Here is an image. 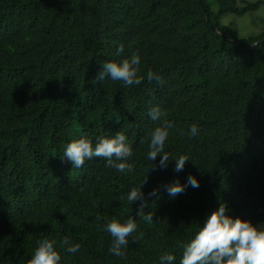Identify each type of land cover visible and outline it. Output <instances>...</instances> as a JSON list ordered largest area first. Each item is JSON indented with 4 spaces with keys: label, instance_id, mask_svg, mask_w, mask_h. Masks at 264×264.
Returning <instances> with one entry per match:
<instances>
[{
    "label": "trees",
    "instance_id": "obj_1",
    "mask_svg": "<svg viewBox=\"0 0 264 264\" xmlns=\"http://www.w3.org/2000/svg\"><path fill=\"white\" fill-rule=\"evenodd\" d=\"M214 1L216 12L209 0H0V264H25L44 236L61 264H158L164 249L177 264L181 241L221 201L230 215L264 225V30L243 36L220 23L264 0ZM132 52L139 84L98 78L101 62ZM153 105L157 121L148 117ZM162 121L172 124L170 157L189 158L179 172L171 158L167 168L145 159L147 134ZM116 131L132 147L131 172L103 157L80 168L61 158L72 138ZM190 173L198 187L164 192ZM144 176L151 220L135 218L139 200L121 199ZM129 214L136 240L115 257L103 224ZM65 236L80 242L76 253L62 250Z\"/></svg>",
    "mask_w": 264,
    "mask_h": 264
},
{
    "label": "clouds",
    "instance_id": "obj_2",
    "mask_svg": "<svg viewBox=\"0 0 264 264\" xmlns=\"http://www.w3.org/2000/svg\"><path fill=\"white\" fill-rule=\"evenodd\" d=\"M122 51L121 46L116 47V52ZM102 69L98 78L103 80L105 75L112 81L122 82L123 85H136L140 83L141 76L138 75L140 57L136 52L119 59H111L101 62ZM148 80L161 82V77L152 70L146 72ZM160 108L153 105L148 109V117L157 121L161 118ZM172 127L170 121H162L159 126L153 127L148 132L147 150L145 159L155 161V166L167 168L169 159L173 161V170L179 172L183 169L185 161L189 158L183 154L170 157L165 150V140L168 130ZM197 127L192 124L188 128L189 135H195ZM132 147L126 140L122 131H116L109 135H97L94 140L85 135L70 139L63 145L61 158L71 164V168H80L86 160L92 157H103L104 163L117 172L125 170L131 172L132 164L128 162ZM159 154V160L156 157ZM149 170V169H148ZM146 176L138 185H130L121 199L129 203L139 200L136 217L151 220L152 212L143 213L148 208V201L143 199L142 184ZM198 187L199 179L194 174H188L181 181L174 178L164 185V192L169 197H175L187 187ZM149 195L159 198L157 187H153ZM133 215L125 217H112L106 219L103 227L111 236L107 251L115 257H122L125 254L128 237L136 240L131 234L135 231L137 224ZM61 243L66 253H76L80 249L79 241H72L65 236ZM158 264H173L176 260L172 251L164 249L157 257ZM25 264H61L60 249L54 238L44 236L38 239L27 258ZM177 264H264V225L253 223L248 218L239 215L233 216L227 212L226 204L221 201L216 208L207 214L202 225L192 234L181 241L180 256Z\"/></svg>",
    "mask_w": 264,
    "mask_h": 264
},
{
    "label": "rangeland",
    "instance_id": "obj_3",
    "mask_svg": "<svg viewBox=\"0 0 264 264\" xmlns=\"http://www.w3.org/2000/svg\"><path fill=\"white\" fill-rule=\"evenodd\" d=\"M209 1L211 9L216 12L218 8L216 2L214 0ZM220 23L234 28L243 36L258 34L264 30V5L242 15L233 12L224 13L220 16Z\"/></svg>",
    "mask_w": 264,
    "mask_h": 264
},
{
    "label": "water",
    "instance_id": "obj_4",
    "mask_svg": "<svg viewBox=\"0 0 264 264\" xmlns=\"http://www.w3.org/2000/svg\"><path fill=\"white\" fill-rule=\"evenodd\" d=\"M256 43H257V42H254V43L250 44L248 47L245 48V50L250 49V48L253 47Z\"/></svg>",
    "mask_w": 264,
    "mask_h": 264
}]
</instances>
